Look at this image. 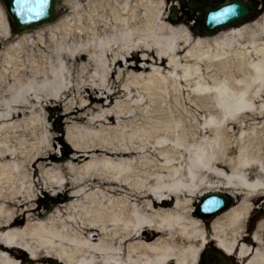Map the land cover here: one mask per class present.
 <instances>
[{"label": "bare ground", "instance_id": "6f19581e", "mask_svg": "<svg viewBox=\"0 0 264 264\" xmlns=\"http://www.w3.org/2000/svg\"><path fill=\"white\" fill-rule=\"evenodd\" d=\"M168 5L62 0L22 34L0 5V264H264V0L215 36Z\"/></svg>", "mask_w": 264, "mask_h": 264}, {"label": "water", "instance_id": "95a60500", "mask_svg": "<svg viewBox=\"0 0 264 264\" xmlns=\"http://www.w3.org/2000/svg\"><path fill=\"white\" fill-rule=\"evenodd\" d=\"M62 0H1L7 15L13 25V31L24 33L42 25L53 23L58 18V3ZM215 0H193V5L201 6L202 18L198 22L203 34L214 36L221 31L238 27L253 21L257 16L259 2L245 5L239 0H230L229 3L220 5L213 3ZM225 0H221L223 3ZM172 20L178 21L176 14L171 15ZM233 198L225 192H213L204 195L197 205V214L205 220H211L232 207ZM232 264L230 259L222 253L206 252L200 264Z\"/></svg>", "mask_w": 264, "mask_h": 264}, {"label": "rangeland", "instance_id": "374dc122", "mask_svg": "<svg viewBox=\"0 0 264 264\" xmlns=\"http://www.w3.org/2000/svg\"><path fill=\"white\" fill-rule=\"evenodd\" d=\"M179 3H180L179 0H169V5H168L169 10L176 12L178 16V21L177 22L174 21V23H180L181 20L187 19L189 23L193 25H197L198 20L201 18L200 8L196 7L195 11H193L190 6L191 0H184L183 9L180 10ZM0 5L3 9L1 2ZM140 65L142 64L140 63ZM204 88L207 92L213 90L212 85H210L207 82L204 84ZM183 100L187 103V107L190 109H193V107H197V106L198 107L205 106L208 103V98L205 96L197 97V96L187 95ZM33 110H34L33 108L26 110V121L29 119V116H31ZM46 112L48 113V120L50 119L51 123L53 124V129L56 132L65 131L66 125H65L64 117H60L63 112V108H57V110H55L54 108H50L49 110H46ZM69 148L71 149V146L66 144V150L67 149L69 150ZM68 154H70V152Z\"/></svg>", "mask_w": 264, "mask_h": 264}, {"label": "snow or ice", "instance_id": "6c2138e0", "mask_svg": "<svg viewBox=\"0 0 264 264\" xmlns=\"http://www.w3.org/2000/svg\"><path fill=\"white\" fill-rule=\"evenodd\" d=\"M22 2H26V0H22ZM39 2H40V3H42V2H43V0H39Z\"/></svg>", "mask_w": 264, "mask_h": 264}, {"label": "flooded vegetation", "instance_id": "af4514ba", "mask_svg": "<svg viewBox=\"0 0 264 264\" xmlns=\"http://www.w3.org/2000/svg\"><path fill=\"white\" fill-rule=\"evenodd\" d=\"M255 225V224H254ZM255 228V227H254ZM252 231H253V228H252V230L250 231V233H252Z\"/></svg>", "mask_w": 264, "mask_h": 264}]
</instances>
